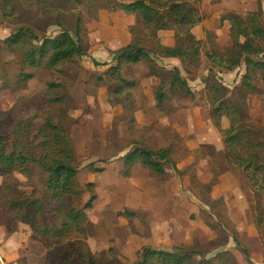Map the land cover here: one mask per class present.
<instances>
[{
    "label": "rangeland",
    "instance_id": "obj_1",
    "mask_svg": "<svg viewBox=\"0 0 264 264\" xmlns=\"http://www.w3.org/2000/svg\"><path fill=\"white\" fill-rule=\"evenodd\" d=\"M6 1L0 0V11L1 4ZM242 1L237 0L235 5L241 6ZM232 4L227 14L234 8ZM105 5L102 1H85L81 5L72 3L59 8L57 0L21 1L17 4L23 11L20 16L8 21L0 18V126L4 127L3 131L17 121L33 119L34 110L48 93V84L53 82L64 85L71 96L67 100L70 116V110L84 105L90 110L96 129L89 142L83 143L72 116L61 122L72 142L74 166L80 170L75 189L81 191L86 189V184L93 183V192L97 195L89 221L84 224L85 243L95 260H103L104 251L116 248L121 252L120 259L130 263L140 257L143 247L148 245L163 251L182 247L196 249L201 253L197 259H213L215 264L222 263H218L221 256L226 258L227 264H264V195L255 196L242 171L235 166H225L223 160L222 130L241 124V120L236 115H228L222 119L221 128L216 127L210 115L212 96L205 84L211 64L206 58L197 57L200 44L209 51L231 45L228 28L221 25L222 17L207 16L208 20L202 25L209 23L211 28L203 31V38L198 39L185 26L175 28L173 20L166 24H147L141 13L127 16L104 8ZM245 5V15L255 13L258 7V3L245 2ZM207 11L220 13L212 2ZM80 16L85 21L87 41L84 48L88 56L58 68L27 67L25 71L34 77L18 84L20 56L5 52L3 40L23 27L39 35L56 36L62 28L73 30ZM153 41H159L184 57H155L153 62L143 61L127 67L128 79L137 82L133 90L126 92L132 98L124 100L112 95L115 86L105 74L116 65L112 53L129 44L148 45ZM95 62L105 64L107 69L98 71L97 66L93 67ZM175 68L186 77L190 93L180 88L171 90L165 104L167 110L160 111L156 107V94ZM235 71L220 76L223 85L230 90L240 84L246 67L241 66L238 73ZM6 78L8 84H5ZM251 83L252 87L247 89V111L254 128L264 132V78L254 77ZM63 91L58 88L51 94ZM99 136H104L103 144L91 145ZM235 146L242 155H247L242 145ZM137 147L171 148L176 167L164 178L153 176L141 166L135 168L131 177H123L122 156ZM92 163L97 169H105L104 172L89 167ZM40 175L47 177L45 173ZM20 187L29 189L30 183L21 180ZM44 187L45 183L37 180L38 190ZM4 198L5 192L0 189L1 202ZM89 198L88 191L80 201L76 195L72 196L66 207L81 209ZM44 203L43 209L48 212L52 203L48 200ZM126 209L139 213L141 218L130 223L120 216ZM48 214L50 212L44 215ZM207 219L218 223V230L208 227ZM7 223H12L8 217L0 219L3 233L10 228ZM62 242L65 245L66 240ZM47 256L51 264L59 262L58 246L49 249V255L47 249ZM26 260L27 257H21L19 264H27ZM0 264L9 263L0 260Z\"/></svg>",
    "mask_w": 264,
    "mask_h": 264
},
{
    "label": "trees",
    "instance_id": "obj_2",
    "mask_svg": "<svg viewBox=\"0 0 264 264\" xmlns=\"http://www.w3.org/2000/svg\"><path fill=\"white\" fill-rule=\"evenodd\" d=\"M21 1L34 0H7L1 4L0 18L8 21L20 16L23 11L18 9L17 4ZM57 1L59 8L72 3L81 5L85 1H102L107 4L104 8L112 11L140 12L145 23L166 24L173 20L175 25L185 26L188 31L207 19V15L201 11L203 0ZM257 3L255 13H233L222 18V21L230 22V46L209 51L200 44L197 47V57H204L211 64L207 65L209 76L205 84L212 96L210 115L215 120L216 127L221 128L222 119L228 115H236L241 120V124L222 130L225 166H235L242 171L248 185L258 197L264 195V132L254 128L246 103L249 96L247 89L252 87L251 79L264 78V10L262 0H257ZM84 24L85 21L80 16L73 30L62 28L56 36L39 35L34 30L23 27L16 34L5 38L4 51L20 56L21 70L17 83H26L34 77L32 73L25 71L27 67L58 68L64 63L88 56L84 48L87 41ZM155 57L184 56L159 41L150 42L148 45L129 44L114 51L112 59L116 65L105 73L110 76L111 84L115 86L112 95L130 100L131 94L126 95V92L133 90L137 82L128 79L126 68L143 61L153 62ZM95 65L104 64L95 62ZM241 66L246 67V73L240 84L234 89H228L222 83L221 74L232 73ZM5 84H8L7 78ZM58 88L64 90L62 94H51ZM176 88L190 93L186 77L181 74L179 68L172 70L169 79L164 84L162 82L158 89L155 99L156 107L160 111L167 110L165 104L170 99L168 92ZM65 90V86L60 83H49L48 93L34 110L33 119L17 121L6 131L0 126V189L5 192L4 200H0V218L8 217L14 225H28L32 239L41 242L48 249V255L49 249L57 245L61 260L54 264H215L213 259H197L201 253L196 249L182 247L175 251H163L148 245L143 247L141 256L132 259L130 263L120 259L121 252L116 248L104 251L103 260L94 259L85 243L87 230L84 224L89 221L97 195L93 192V183L86 184L84 190L75 189L80 170L74 166L75 153L72 142L66 126L61 122L68 121L71 117L67 108V100L71 96ZM53 110L58 112L52 113ZM47 114L50 115L46 116ZM56 119L59 121L54 122ZM239 144L247 155H242L236 149L235 145ZM123 161L121 175L125 178L131 177L137 166L149 170L153 176L163 178L169 170L176 167L171 148L137 147L124 155ZM89 167L101 173L105 170L95 168L94 163ZM36 170L47 175L46 185L41 191L37 188ZM21 180L30 183V188L21 189ZM85 191L90 193V198L83 208L66 207L72 196L76 195L77 201H80ZM45 200L52 203L48 212L43 209ZM49 212L50 214L44 215ZM120 216L130 223L141 218L139 213L127 209L123 210ZM205 223L213 230L219 228L218 223L208 219ZM63 240H66L65 245ZM221 261V264H227L224 256L219 258L218 263ZM46 263L51 264L48 256Z\"/></svg>",
    "mask_w": 264,
    "mask_h": 264
},
{
    "label": "crops",
    "instance_id": "obj_3",
    "mask_svg": "<svg viewBox=\"0 0 264 264\" xmlns=\"http://www.w3.org/2000/svg\"><path fill=\"white\" fill-rule=\"evenodd\" d=\"M262 1H263L262 4L263 10H264V0ZM209 2L210 3L212 2V4L215 6V9L220 10V13L212 14V12L207 11L208 6L210 4ZM236 2L237 0H203L201 5V11L208 17L211 16L212 18H217L218 16H220L223 18L229 16L233 11L242 13L246 6L245 2H248L251 5H255V3H257L255 0H243L242 5L237 6L235 5ZM231 4L233 5L234 8L232 10H229L230 14H227L228 8ZM118 12H123L124 14H127V16H131L132 14H140V12H136V13H127L124 11H118ZM243 13L245 14V12ZM207 20H205L202 24H204ZM202 24L191 30V33H193L195 36H198V39L203 38V34H202L203 31L205 32L206 30H209L211 28V25L209 23H207L205 26H203ZM221 25L224 26L225 28L227 27L229 33V29L231 27L230 22L222 21ZM174 26L175 28H181V26H176V25ZM94 65L95 63H93V67L97 66ZM99 66L100 67L98 66L96 67L98 71L103 72L107 69L106 67H104L105 64ZM238 71L239 70H236L235 73H238ZM70 114L74 118V127L80 133L83 139V143L89 142L91 140L93 129L95 128V126H93V123L95 122V118L91 115L90 110H88L86 105H84L80 109L70 110ZM104 140H105L104 136H99L97 137V139L92 140L91 145L95 144L96 142H101L103 144ZM114 142L115 140L113 141V145L115 144ZM121 169H123V166ZM39 171L40 170H38V177H39L38 180L41 181V184L45 183L46 185L47 177H43L44 175H40L43 174V172L42 171L39 172ZM7 224L9 225L10 228H6V230L4 231L5 234L3 233V230L0 229V234L2 236V239L0 240V260H5V262L9 264H19V261H21V257H27L26 260L27 264H45V259L47 257V249L41 243L34 241L32 239L31 231L29 230V228L22 223H18L17 225H14L13 222L11 224L10 223ZM9 232L10 234L6 235V233Z\"/></svg>",
    "mask_w": 264,
    "mask_h": 264
}]
</instances>
